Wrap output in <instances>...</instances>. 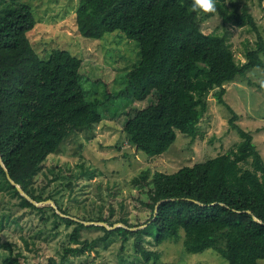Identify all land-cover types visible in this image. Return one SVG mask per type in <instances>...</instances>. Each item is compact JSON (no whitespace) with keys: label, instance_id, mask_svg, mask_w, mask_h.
I'll return each mask as SVG.
<instances>
[{"label":"trees","instance_id":"1","mask_svg":"<svg viewBox=\"0 0 264 264\" xmlns=\"http://www.w3.org/2000/svg\"><path fill=\"white\" fill-rule=\"evenodd\" d=\"M215 3L217 11L212 14L194 12L192 0H79L75 8L80 34L99 38L119 30L137 42L138 59L122 75L125 85L116 94L143 100L154 93L150 102L129 114L122 125L140 150L151 157L163 154L174 142L177 130L194 138L208 108L209 93L231 112L229 124L241 137L230 150L180 166L172 173L145 167L133 175V186L147 188V199L141 204L150 213L142 222H130L128 215L114 220L78 216L80 220L104 221L108 225L122 222L132 227L146 223L130 230L121 225L112 229L85 225L72 219L73 215L57 204L55 196L61 187L48 193L44 190L52 177L41 187L35 185L36 175L47 173L43 166L49 154L74 130L99 122V107L113 94L108 92L102 100L88 98L89 90L83 88L85 77L80 72L82 60L60 48L50 49L47 58L40 57L27 37L36 23L31 5L22 0H0L1 160L30 198L51 199L67 216L51 204L36 206L21 195L1 165L0 188L18 198L20 207L36 209L44 221L51 211L54 227L59 220L67 226L73 224L69 239L80 243L64 244L60 259L49 257L48 264L68 262V255L80 254L112 236L121 239L122 250L129 234L134 235L135 249L145 261L157 260L160 251L146 243L177 239L181 229L185 253L211 248L227 264H259L264 258V159L252 134L236 123L239 115L224 99L225 83L245 77L252 68L264 70V37L246 7L239 11L229 9L224 0ZM213 15L222 23L255 33L254 43L244 42V61L235 57L225 33L202 31V22ZM48 171L53 172V168ZM59 182L71 185L70 180ZM86 226H99L104 233L81 241L80 229ZM146 226L152 228L149 233H145ZM5 246L10 251L0 264H26L20 252H12L10 244Z\"/></svg>","mask_w":264,"mask_h":264},{"label":"rangeland","instance_id":"2","mask_svg":"<svg viewBox=\"0 0 264 264\" xmlns=\"http://www.w3.org/2000/svg\"><path fill=\"white\" fill-rule=\"evenodd\" d=\"M22 1L31 5L36 18L27 37L39 56L47 58L52 48L68 50L82 60L80 72L85 77L82 81L83 88L89 90L88 98L102 100L108 92L113 94L99 107L101 120L91 127L74 130L47 157L43 166L47 173L41 172L35 177L34 183L38 187L48 177L53 178L44 190L48 193L61 187L55 196L57 204L73 215L71 217L102 216L114 220L128 215L130 222H142L150 213V209L141 204L147 199V188L133 186L130 182L133 175L145 167L151 171L172 173L180 166L192 165L226 152L241 139L229 124L231 112L209 93L208 108L197 124L196 136L191 138L177 130L174 142L163 154L148 156L129 140L122 125L129 114L145 107L154 93L143 100L116 94L125 85L122 75L138 59L137 42L119 30L106 32L99 38L80 34L74 17L79 0ZM224 2L229 9L241 11L246 7L264 37V0ZM201 28L204 32L225 33L239 61L245 60L244 42L255 41L253 31L222 23L215 15L205 19ZM261 56L264 59V53ZM225 88V101L239 115L236 123L252 134V140L264 159V70L252 68L245 77L225 83ZM49 168H53V172L48 171ZM86 168L88 172L84 171ZM61 179L64 182L70 180L71 185L59 184ZM45 204L50 203L42 205ZM50 212L44 221L36 209L20 207L18 198L11 197L0 188V262L10 251L5 244H10L12 252H20V259L26 264H48L49 257L58 261L64 244L80 245L69 239L73 224L67 226L59 220L54 227ZM150 230L151 226H146L145 233ZM103 233L99 226H86L80 229L79 239L90 241ZM133 238L134 235L129 234L122 250L121 239L116 236L97 241L93 248L68 255V262L63 264H227L211 248L194 253L183 252L182 229L177 239L166 238L151 245L145 242L148 247L160 251L157 260L145 261L135 249ZM259 264H264V258L259 260Z\"/></svg>","mask_w":264,"mask_h":264},{"label":"water","instance_id":"3","mask_svg":"<svg viewBox=\"0 0 264 264\" xmlns=\"http://www.w3.org/2000/svg\"><path fill=\"white\" fill-rule=\"evenodd\" d=\"M0 165L4 168V170H5V174H6V177H7V179L10 181V183L13 184V185L16 187V189L19 191V193H20L21 195H23V196H25L26 198H28V199H29L34 205L39 206V205H42V204L45 203V202H48V203H50L54 208H56V205L54 204V202H53L51 199H47V200H43V201H36V200L30 198V197L25 193V191L22 189V187H21L17 182H15V181L11 178L10 174L8 173V170L6 169L4 163H3L2 160H1V155H0ZM164 200H165V199H164ZM195 202H197V201L195 200ZM158 203H160V201H158ZM158 203L155 205L154 214L156 213ZM199 203L202 204L201 202H199ZM214 203H216V202H212V203H210V204H214ZM56 209H57V208H56ZM57 212L60 213L61 215L67 216V215L61 213L58 209H57ZM248 212L250 213L251 211L248 210ZM70 217H71V216H70ZM71 218H72V219H75V220H77V221H81L82 223H84V224H86V225H88V224H99V225H103V226H105L107 229H112V228H114V227H116V226H118V225H121V226L126 227V228H128V229H130V230H134V229H137V228H139V227H143V226L146 224V223H145V224H142V225H139V226H132V227H129V226H126L125 224H123L122 222H120V223L118 222V223H114V224H112V225H108V224H107L106 222H104V221H96V220H80V219H78V218H76V217H71ZM253 219H254L255 221L260 222V220H259L256 216H253Z\"/></svg>","mask_w":264,"mask_h":264},{"label":"clouds","instance_id":"4","mask_svg":"<svg viewBox=\"0 0 264 264\" xmlns=\"http://www.w3.org/2000/svg\"><path fill=\"white\" fill-rule=\"evenodd\" d=\"M192 10L212 14L217 11L215 0H192Z\"/></svg>","mask_w":264,"mask_h":264}]
</instances>
